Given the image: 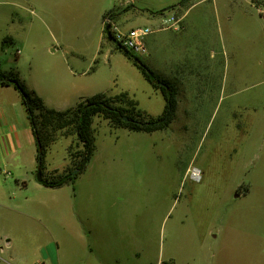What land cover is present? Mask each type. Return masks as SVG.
Returning a JSON list of instances; mask_svg holds the SVG:
<instances>
[{"label":"crops","instance_id":"obj_1","mask_svg":"<svg viewBox=\"0 0 264 264\" xmlns=\"http://www.w3.org/2000/svg\"><path fill=\"white\" fill-rule=\"evenodd\" d=\"M179 1L0 0V71L16 73L47 108L65 110L97 95L126 96L137 107L130 93L147 81L105 33L110 16L112 31L152 28L144 63L169 84L174 98L184 77L195 76L199 83L207 76L209 83V76L229 62L235 82L243 45H256L264 35V3L186 0L177 5ZM167 13L180 19L178 29L160 27V16ZM149 86L143 90L161 93ZM164 105L165 99L160 112L139 110L155 117ZM63 137L70 139L67 156L74 144L81 149L75 134ZM36 166L35 139L20 94L12 85H0V264H130L122 246L104 243L114 240L109 219L104 223L100 214L79 207L78 177L49 188ZM68 166L54 168L45 157V176ZM67 186H72L70 192ZM118 226L122 229L123 223Z\"/></svg>","mask_w":264,"mask_h":264},{"label":"rangeland","instance_id":"obj_2","mask_svg":"<svg viewBox=\"0 0 264 264\" xmlns=\"http://www.w3.org/2000/svg\"><path fill=\"white\" fill-rule=\"evenodd\" d=\"M250 46L235 82L230 62L209 83L179 81L164 129L132 132L93 118L94 151L74 184L77 201L109 219L114 240L104 243L122 246L130 264H264V35ZM144 88L130 93L137 108L160 112L162 93ZM71 128L54 134L46 155L54 168L70 166L79 151L74 144L67 156L70 139L60 134Z\"/></svg>","mask_w":264,"mask_h":264},{"label":"trees","instance_id":"obj_3","mask_svg":"<svg viewBox=\"0 0 264 264\" xmlns=\"http://www.w3.org/2000/svg\"><path fill=\"white\" fill-rule=\"evenodd\" d=\"M186 0H180L177 5H182ZM257 3V0H252ZM176 6V5H175ZM175 6L163 9L161 12L171 10ZM110 18V16H109ZM105 33L108 38L114 41L116 47L120 49L141 72L145 80L156 89H159L165 99L163 111L158 116H149L141 112L135 103L126 96L107 99L102 95L86 98L75 107L65 110H55L47 108L43 102L33 92L29 91L24 83L14 72L0 71V85H12L20 94L21 102L26 110L27 119L35 139L36 144V168L38 175L44 186L49 188L61 187L65 184L73 183L78 175L85 169L87 162L91 158L93 148V134L91 124L93 118L102 116L109 120L112 126L124 127L132 132H152L168 127L173 120L176 101L174 92L169 84L157 77L153 71L147 67L139 58L119 47L113 32L109 29V24L105 23ZM124 106H116L115 101ZM71 126L69 134H75L77 141L81 144V149L74 156L71 155V165L64 171L52 177L45 176V157L49 146L54 141V134L57 130H62ZM48 127L51 130L48 131ZM65 134H68L65 133ZM61 133L60 135H65ZM78 159V160H77Z\"/></svg>","mask_w":264,"mask_h":264},{"label":"built area","instance_id":"obj_4","mask_svg":"<svg viewBox=\"0 0 264 264\" xmlns=\"http://www.w3.org/2000/svg\"><path fill=\"white\" fill-rule=\"evenodd\" d=\"M105 23L109 24L110 27V19L108 17L105 19ZM159 25L162 29H178L180 27V19L175 13L163 14L160 16ZM112 32L115 40L118 42L119 47L122 50H126L136 57H143L147 55L148 51L145 41L148 35L152 33L151 27L142 26L131 28L124 33L118 32L116 30ZM190 176L192 179L197 180L199 177L198 171L196 169L191 170Z\"/></svg>","mask_w":264,"mask_h":264}]
</instances>
